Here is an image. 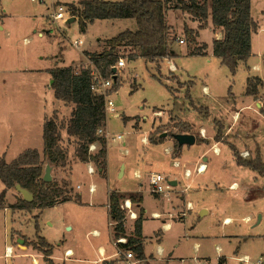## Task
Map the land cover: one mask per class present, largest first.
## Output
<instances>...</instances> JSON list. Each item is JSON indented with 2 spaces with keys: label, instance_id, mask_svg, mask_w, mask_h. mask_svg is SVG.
<instances>
[{
  "label": "rangeland",
  "instance_id": "1",
  "mask_svg": "<svg viewBox=\"0 0 264 264\" xmlns=\"http://www.w3.org/2000/svg\"><path fill=\"white\" fill-rule=\"evenodd\" d=\"M78 1L0 0V15L1 10L7 14L0 16L3 21L0 22V65L8 62L15 70L14 79L9 83L0 76V159L11 162L22 152V147L10 138V130L14 131L12 135L27 126L37 131L42 128V117L50 114V101L55 99L47 69L72 65L76 72L82 68L92 71L83 52H101L106 48V40L137 30L132 18L95 20L87 24L84 31L76 19L72 23L66 18L52 21L53 6L62 5L68 11V5L76 6ZM250 4L252 20L262 26L257 38L253 37V48L264 54L261 13L264 0H250ZM189 20L188 15L179 10L166 11V23L172 28L168 40L175 56L162 60L159 67L141 58L129 60L131 49H120L118 57L126 64L116 73V89H113L115 80L111 78L112 87L107 92L116 114L106 113L103 128L109 138H122L106 141V167L102 174L95 164L88 162L95 171L90 174L86 165L78 162L77 138H69L65 133L74 107L67 103L54 111L50 118L58 124L59 145L67 154L65 166L52 167L54 179H58L54 181L58 185L66 182L64 178L71 173L72 186H80L77 190L69 188L71 197L79 191L82 204L62 203L41 211L13 210L10 205L21 196L11 189L12 194L7 193L0 206V264H28L27 258L4 259V242L14 243L13 231L23 237H34L35 220L39 236L48 233L63 236L79 244L84 251L85 235L98 229L101 234L93 237L90 233L89 240L115 253V238L110 242L109 237L113 226L109 225L105 206L109 192L114 191L125 197L137 191L142 195L144 251L146 256L152 254L159 261L156 264H197L195 258L205 259L206 262L199 264H264V178L248 168L236 166L229 150V145H234L242 158H252L259 149L264 162V114L261 113L264 98L256 100V108L251 96L245 95L248 75L264 80V58L256 57L248 64L250 70L238 67L232 75L220 59L210 55L216 35L213 27L209 25L200 30L197 27L196 36L189 37L184 33L185 28L195 27ZM78 40L79 48L72 45ZM179 40L184 43L181 45ZM204 44L208 47L204 54L191 55ZM263 85L258 87L262 92ZM195 108H206L207 112H198ZM234 111L238 118L233 123ZM217 122L224 132L219 143L214 142ZM185 131L195 137V143L177 148L174 136ZM94 146L93 150H88L92 156L100 148L98 143ZM174 162L179 166L174 167ZM200 165L206 171L198 173ZM153 173L165 177L166 184L168 181L176 184H169L164 194L153 195L148 186ZM90 187L94 188L93 193ZM3 189L0 182V194ZM125 202L130 204L128 200L120 201L123 225L130 229ZM188 203L191 209H187ZM130 207L138 214L134 204ZM202 211H205L203 215ZM46 221L52 226L45 224ZM162 221L172 226L163 231ZM160 229L163 235L157 242L153 239L154 232ZM158 245L165 250L163 256L157 254ZM170 250L173 259L166 260ZM126 251L130 250H123ZM220 257L223 260L219 263Z\"/></svg>",
  "mask_w": 264,
  "mask_h": 264
},
{
  "label": "trees",
  "instance_id": "2",
  "mask_svg": "<svg viewBox=\"0 0 264 264\" xmlns=\"http://www.w3.org/2000/svg\"><path fill=\"white\" fill-rule=\"evenodd\" d=\"M71 17H75L80 29L84 31L87 24L95 20L127 19L132 18L137 25L136 31H125L115 37L106 40V48L101 52L87 53L83 56L93 64L103 79L110 77L115 80L113 89L118 85L117 76H113L112 68L116 65L121 48H130L129 60L141 58L144 61L159 63L165 58L174 57L171 42L168 36L172 28L166 23V11L179 10L187 14L191 21L199 24L198 30L207 27L208 17L213 26L220 30L219 40H213L212 55L220 59L229 72L233 75L239 62L248 59L251 53V34L257 30V23L251 18L250 0H127V1H103V0H79L77 5H68ZM185 35L196 36L197 31L185 28ZM207 46L204 44L194 54L205 53ZM51 77V89L54 99L72 104L74 109L71 118L65 127V133L69 137L77 138L78 146L75 154L80 162H91L96 165L97 171L104 172L106 167L105 139L96 135L99 128L106 126L105 96L97 91H92L93 80L91 70L82 68L76 72L72 67H56L49 70ZM262 85L259 77L248 79L245 95L257 96V89ZM188 88L186 92L188 93ZM198 112L206 113V108H195ZM264 114V105L261 108ZM128 119L125 118V121ZM214 142L219 143L224 136L223 126L217 122ZM44 160L52 167H63L66 164L67 154L60 147L59 127L53 118L46 120L42 129ZM100 145L94 156L88 153L90 145ZM154 143V141H151ZM179 148L178 145H176ZM232 159L236 166L250 169L264 178V162L261 159L259 149L252 158H242L234 145H229ZM44 161V162H45ZM43 161L34 149H27L11 162L0 159V182L4 189L0 194V206L5 199L6 190L19 185L20 188L29 191L33 200L26 202L19 198L10 205L13 210L32 209L43 210L53 207L59 202L74 199L79 200V195L71 198L67 183L57 184L44 182ZM129 200L130 203H141L140 195L125 197L117 191L110 192L108 196L109 220L114 228V238L125 237L124 212L120 207V201ZM142 210L134 222L133 237L126 238L123 248L133 252L137 258L143 257V245L141 238ZM37 219V217H36ZM36 235L39 227L37 220L34 224ZM35 248H43V254L47 259L52 254V246L48 245L43 238L37 236V243L32 244Z\"/></svg>",
  "mask_w": 264,
  "mask_h": 264
},
{
  "label": "crops",
  "instance_id": "3",
  "mask_svg": "<svg viewBox=\"0 0 264 264\" xmlns=\"http://www.w3.org/2000/svg\"><path fill=\"white\" fill-rule=\"evenodd\" d=\"M1 13H2V15H0V16H2V17L7 16V14L5 13L4 10H1ZM261 13H262V17H264L263 16L264 15V11H262ZM52 15H53V13H52ZM52 15H51V18H52ZM165 17H166V15H165ZM188 18H189V16H188ZM0 22L2 23L3 21H0ZM189 22H191V20H189ZM255 22L257 23V30L255 31V33H252L251 37H250V40H251V53H250V56L248 57L247 60L241 61L238 64V67H246V69H249V70H250V67H249L248 64L253 59H255L256 57L264 58L263 52H261L260 50H256V52H255L254 48H253V42H254V40H253L254 38L253 37L255 36L257 38V36H258L257 33L262 30V26H260L259 22L258 21H255ZM193 23L195 24V27L192 30H196L197 27L199 26V24L197 22H193ZM207 23H208L207 26L211 25L213 27V31H215V33H216V35H214L215 37H214L213 40H219V38L221 37V32H220V30L216 29L213 26V24L211 23L210 17H208ZM1 29H2V27H1V24H0V30ZM198 33H199V31H198ZM38 35L40 36L41 33H39ZM210 55H212V47H211ZM83 58H85V57L83 56ZM71 66L72 65L67 66V67H71ZM238 67H237V69H238ZM252 67L254 68L255 65H252ZM61 68H63V67H61ZM53 69H55V68H53ZM49 70H52V69H47V71H49ZM14 74H15V70H14L13 64L8 63V62L1 63V65H0V76L3 77L2 81H5L4 78L6 79V81L8 83L10 81H13ZM256 77L257 76L248 75L247 76V81H248V79L256 78ZM50 79H51V77H50ZM260 80L264 84V80L262 78H260ZM203 89L205 91L207 90L206 87H203ZM52 94H53V91H52ZM261 96L264 98V92H262V88L261 89H259V88L257 89V96H255V97L251 96L252 101L255 104L256 108L258 107V101L256 103V100L259 99ZM53 98H54V96H53ZM65 105H67V103H65V102H63L61 100H58V99L57 100L55 99V101L51 100L50 101V106H49V109H48V111H50L49 112L50 114L42 117L43 120H44L43 124H44V122L46 120L50 119V117L52 116V114L54 113V111L58 107H65ZM70 105L73 106L72 104H70ZM233 113H234L233 114V123H234L235 120L237 121L238 113L235 112V111ZM233 123L231 124V126L233 125ZM43 124H42V128L41 129L39 128V130H37V131H33L31 126H27V127L21 128L20 133L12 135V134H14V131L10 130V132H11L10 133V135H11L10 138L12 140H14L15 142H17L20 147H22L21 148L22 151L27 150V149H34L40 155L41 160L45 161L44 157H43V154H42V150H43V136H42ZM227 129L225 131H227ZM185 133H187V131L181 132L180 134H184L185 135ZM187 134H189V133H187ZM7 138L8 137L5 136V139H7ZM69 138H71V137H69ZM12 140L9 141L10 144L12 143ZM1 153H2V149L0 150V154ZM5 153L6 152H3V155L6 156ZM21 153L22 152H20L19 154H21ZM78 162H80V161L78 160ZM84 164L86 165V167H91V165L88 164V163H84ZM46 165L50 166V172H51V177H52V181L51 182H53L54 180H58L56 177L54 179V176H53L54 172H53L52 166L45 161L44 168H45ZM206 168H207V166L205 165V169ZM100 173L102 174L103 172H100ZM70 174L68 175V178H64L66 183H68L67 184L68 185L67 189L69 191H70L69 188H74L76 190L80 189V186L78 184L75 187L72 186V183L69 180ZM103 179H105V178H103ZM173 182H175V181H173ZM175 184H176V182H175ZM11 189H13L15 191L14 188H10V189H8L6 191V194L7 193H11L12 192ZM15 192L17 193V191H15ZM118 193L121 194V195L123 194L121 192H118ZM137 193H139V195L142 198V195L138 191L137 192H132V193H130V195H132V194L135 195ZM77 194L79 195V200L75 201L74 199H71L69 201L59 202V203L55 204L54 206H57V205L62 204V203H74L76 205L77 204H79V205L82 204V201H81L82 195H81V193L79 191H77ZM77 194L74 195V196H77ZM69 195L70 196L72 195V191L69 193ZM108 196H109V194H108ZM71 198H73V197H71ZM13 200L15 201L14 197H13ZM142 200H143V198H142ZM125 201H127V200H125ZM141 203H142V201H141ZM141 203H132L136 207V211H138V214H136V212L134 210H132L131 212H134L136 214V219H137L138 216H139L140 210H142V218H141L142 228H141L140 241H141V243L143 245L144 243H143L142 230H143V223L145 222V211H144V208L141 206ZM105 206L107 207V214H108V219H109L108 200H107V204ZM154 215L157 216L158 213L157 214L154 213ZM136 219L132 218V219L127 221V223L130 222V227L131 228L130 229L129 228L125 229V227H124L125 237H121V238L126 239L128 237H133L134 222L136 221ZM109 222H110V220H109ZM127 223H126V226L128 227ZM45 224H47L48 226H52V224H50L48 221H46ZM162 224H165V225H162L163 226V231L169 229V227L172 226V224L170 222L165 223V222L162 221ZM132 225H133V227H132ZM64 226L68 227L70 229L72 228V227H70L68 225H64ZM13 232H15V234H16L14 243L10 242L11 244H8V243L5 244V242H4V246H5L4 247V255H3L4 259H6V258H8L10 256H12V257L15 256L17 259L27 258L28 259V264H44V263L45 264H49L48 261L46 260L45 256H44V254H43V248L42 249L41 248H35L32 245L33 243L36 242L37 236H38L40 238H43L48 245L52 246V254L47 259H49L51 261V263H53V264H124L123 261H122L123 258H121L119 256V254L117 253L119 248L124 249L123 245H116V247L113 246L115 249L117 248L116 249L117 251L115 253H112L111 251L108 252L103 247L102 244L95 245V244H92V242L89 240V237L87 236L88 234L90 236V233H91L93 235V237H96V235L98 236V235L101 234L98 229H94L92 231H89L85 235L86 236V239H85L86 240V243H85L86 244L85 245L86 249H85V251L83 250V248L79 247V244L75 245L72 242L67 241L63 236H62V238H60V236H56L53 233H48L47 235L45 234L42 237L39 236V234L38 235L35 234L34 237L27 238L26 236L23 237L20 234L18 235L16 231H13ZM162 235H163L162 234V229H160L157 232H154L153 239L156 240L157 242H160ZM87 237H88V239H87ZM109 237H110V242H111L112 238H114V228H112V227H111V229L109 231ZM12 238H13V236H11V241L13 240ZM164 252H165L164 248L162 246L158 245L157 254L159 256H163ZM172 255H173V251L170 250V252H168L167 255H166L167 257H165L166 260L173 259ZM218 259H219V263L223 260V259H221V257L218 258ZM179 260L182 261L183 259H179ZM193 260H194V258H193ZM195 260H196L197 264L201 263V261H205V259H200V258H195ZM140 261H142V264H156L155 262L158 261V260L156 258H154L152 256V254L149 257L146 256L145 255V251H144V246H143V257L140 259Z\"/></svg>",
  "mask_w": 264,
  "mask_h": 264
},
{
  "label": "built area",
  "instance_id": "4",
  "mask_svg": "<svg viewBox=\"0 0 264 264\" xmlns=\"http://www.w3.org/2000/svg\"><path fill=\"white\" fill-rule=\"evenodd\" d=\"M53 15H52V21L55 22V21H63L65 18L66 19H70L71 18V12L70 10H66V8L62 5H55L53 6ZM181 45L184 43L182 40H179L178 41ZM74 46H76L77 48L80 47L81 45V42L78 40V41H74L73 44ZM125 64L126 62L119 58L117 60V63L115 66H113V68H116V72L113 73V76H116L117 74V71L124 68L125 67ZM89 66L92 68V71H91V76H92V80H93V86H92V91H97L98 93H101L105 96V114L106 113H109V114H116V109L114 107V104L112 102V100H109L108 98V95H107V92L111 90V87H112V80L110 77L109 79H103L101 78V76L99 75L98 71L96 70V68L93 66V64H89ZM113 79V78H112ZM96 135L100 136V137H103L105 139V143L107 141H118L122 138V136H117V137H112V138H109L108 135L106 134V131L104 130V128H99L97 131H96ZM95 144V143H94ZM94 144L93 145H90L88 150H93L94 149ZM173 166L174 167H178L179 164L177 162H174L173 163ZM87 171L90 173V174H94L95 171H93L92 167H87ZM201 172V169L198 168V173ZM186 176L189 175V170L186 171ZM170 181H168V184H166V179L165 177H163L162 175L160 174H157V173H153L150 175V178H149V182H148V186L150 188V192L153 194V195H161V194H164L166 190H168V188L170 187ZM170 184V185H169ZM89 191L91 193H93L94 189L92 187L89 188ZM124 206L128 209L129 211V218L130 219H136V214L134 212H131V207H130V204L129 205H126V202L124 204ZM192 208V205H190L189 203L187 204V209H191ZM109 225L110 226H113L111 224V222H109ZM119 244H126L125 242V239L123 238H117L115 239V245H119ZM124 249L122 248H119L118 249V252L119 254L122 255L123 259V263L124 264H142V261H140L139 258L136 257V255L134 253H132L131 251H126V252H123Z\"/></svg>",
  "mask_w": 264,
  "mask_h": 264
},
{
  "label": "water",
  "instance_id": "5",
  "mask_svg": "<svg viewBox=\"0 0 264 264\" xmlns=\"http://www.w3.org/2000/svg\"><path fill=\"white\" fill-rule=\"evenodd\" d=\"M75 20V17L70 18L67 20V22L72 23ZM116 72V68H112V73ZM165 135H162V137H164ZM175 141L177 142V145L179 147H182L184 145H192L195 143V137L191 134H187L185 133V135L183 134H179V135H175L174 136ZM44 174L42 176V180L44 182H51L52 181V177H51V172H50V166L46 165L44 168ZM171 185H175V182L171 181L169 182ZM15 191H17V193L21 196L22 200L26 201V202H31L33 200V196L29 191H26L25 189L20 188L19 185H15L14 187ZM205 213V211L201 212V215H203Z\"/></svg>",
  "mask_w": 264,
  "mask_h": 264
},
{
  "label": "bare ground",
  "instance_id": "6",
  "mask_svg": "<svg viewBox=\"0 0 264 264\" xmlns=\"http://www.w3.org/2000/svg\"><path fill=\"white\" fill-rule=\"evenodd\" d=\"M200 169H201V172H204V166H202V165H200V167H199ZM126 205H128L127 203H126Z\"/></svg>",
  "mask_w": 264,
  "mask_h": 264
}]
</instances>
